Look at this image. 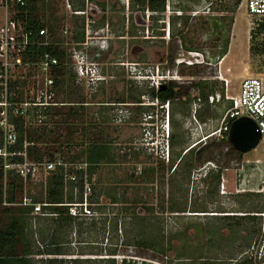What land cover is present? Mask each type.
Instances as JSON below:
<instances>
[{
    "label": "rangeland",
    "instance_id": "374dc122",
    "mask_svg": "<svg viewBox=\"0 0 264 264\" xmlns=\"http://www.w3.org/2000/svg\"><path fill=\"white\" fill-rule=\"evenodd\" d=\"M52 1L58 8V34L66 50H79L72 38L85 24V40L98 30V35L112 37L108 49L99 52L98 66L105 81L87 84L86 77L78 81L71 69L74 84L83 93L97 90L94 98H88L90 102L124 103L102 109L97 116L110 143V153L88 180L94 193L91 200L99 204L97 217L69 225L38 219V227L28 233L34 264H123V260L126 264H244L245 252L264 251V217L243 225L255 230L250 246L244 247L246 232L232 237L224 223L213 224L211 217L191 212L206 210V216L264 212V196L240 194L239 188L234 190L223 180L236 179L241 159L227 153L228 145L216 138L205 139L231 106L227 96L238 95L242 70L264 74V21L246 16L243 0L235 12L236 0H158L164 1L162 13L142 8L137 0ZM74 10L86 13L74 15ZM123 36L124 41L118 39ZM226 39L233 43L223 62L225 55L220 53ZM97 50L99 45L87 49L92 54ZM205 62L210 64L205 66L210 68L208 74L190 75L188 64L198 66L194 68L197 75ZM169 82L191 99L198 94L195 84H208L214 101L210 103L209 96L204 105L197 100L184 105L182 99L161 104L150 91ZM138 101L145 104L140 111L131 107ZM90 108L95 119L96 107ZM168 113L166 136L162 127ZM114 114L116 120H112ZM26 122L39 124L36 119ZM175 134L181 137L177 144ZM205 144L212 145L197 161V152ZM81 149L72 147L70 152ZM245 155L264 163V142ZM47 178L40 168L27 179L24 195L43 197ZM183 208L187 212H172ZM206 224L210 230L220 228L219 234L205 228ZM135 239H157L166 254L135 246Z\"/></svg>",
    "mask_w": 264,
    "mask_h": 264
},
{
    "label": "trees",
    "instance_id": "16d2710c",
    "mask_svg": "<svg viewBox=\"0 0 264 264\" xmlns=\"http://www.w3.org/2000/svg\"><path fill=\"white\" fill-rule=\"evenodd\" d=\"M25 2V7L22 8L21 19L24 20L29 27H45L50 33V46L46 48L38 47L33 51L35 55H41L47 52L58 61V65L52 69V74L55 77L53 86V92L55 94L54 102L57 105L50 106V108L43 113L44 118L37 126L28 125L25 118L10 116V121L14 126V131L17 136L16 143L11 146L10 149L14 152H25L26 158L30 162H51L57 157L65 162H85L88 165V176L90 177L95 173L96 167L101 164L104 156L110 153V143L108 139L105 138L106 132L98 128L100 124L94 121L90 112L84 108L83 103L85 101V96L81 88H78L74 84V79L72 81L70 59L65 48V41L62 40L58 34L60 19L57 16L58 8L56 7V3L52 0H25ZM137 3L141 5L142 8L149 9L152 13H162L164 10V1L137 0ZM241 3L242 0H236L232 6V12H235ZM152 19L155 18L152 17ZM82 39L83 32L74 35V38H72L74 43L80 42ZM228 47L229 39H226L220 56L226 55ZM198 88L201 89L200 86H198ZM150 95L157 101L170 103L179 93L175 91L173 83H168L165 89H161V87L156 91L152 89ZM20 99H22L21 92L18 94L17 98H12L11 100L15 101ZM204 100L207 101L206 96H204ZM33 118L34 117H30L29 120ZM76 137L79 139L78 142L76 141ZM2 139L3 135L0 129V147L2 146ZM219 143L221 145H228L226 150L227 153L234 154L241 158L242 155L229 145L227 139L219 140ZM211 145L207 146V144H205L197 152V161H201L203 152L208 147H211ZM213 145H215V143H213ZM72 147H82V149L72 154L70 152ZM191 150L192 148L186 152L189 153ZM191 159L192 156L190 160ZM10 161L22 163L23 158L13 157ZM3 165V160L0 158V264H34V261L30 259L32 252L31 246L28 243L30 213L32 208L16 205L21 202L24 196L27 179L24 180L15 174L14 171H5ZM218 176L219 174L217 177ZM76 186L80 198L83 190L82 180L78 182ZM65 187L67 190L64 189ZM31 198L34 203H47L53 205L50 207V211L58 214V218L55 219L56 222H63L67 225L72 223V218L67 215V209L59 205L74 200L73 186L65 185L60 172L55 171L50 173L45 182L43 197ZM111 201L112 203H116L114 197L111 198ZM174 209H172V212H187L186 208ZM191 212L202 213L204 217H211L209 219L213 221V224H220V222L224 223L223 227L228 230V233L232 235V237L235 233L238 234L241 231L246 232L247 235L242 238V245L244 247L250 246L255 230L254 228H244L243 225L261 217L258 215L259 213H264L256 212V216L250 215V212H243L244 215L241 216L233 214L218 216L217 214L219 213L227 212H212L214 213L213 215L206 216L209 214L206 210H195ZM205 228L210 230L207 224ZM210 231L218 235L220 228L213 227ZM206 234L210 235V232L208 231ZM136 245L152 248L155 252L162 255L166 254V251L162 248L161 241L157 239L147 241L135 239V246ZM111 262L114 263L113 260ZM122 263L126 264V260H123ZM128 264H131V262ZM132 264H136V262ZM140 264H144V262Z\"/></svg>",
    "mask_w": 264,
    "mask_h": 264
},
{
    "label": "built area",
    "instance_id": "2783aa9c",
    "mask_svg": "<svg viewBox=\"0 0 264 264\" xmlns=\"http://www.w3.org/2000/svg\"><path fill=\"white\" fill-rule=\"evenodd\" d=\"M65 1L67 2V0ZM243 2L248 18L264 21V0H243ZM25 4V0H0V129L3 135L0 158L3 160L5 171H14L24 180L35 177L40 168L47 176L51 172H60L65 185L73 186L74 200L59 206L67 209V215L73 221H91L98 215L95 207L99 204L91 200L93 189L88 181V165L85 162H65L59 157L51 162H30L27 160L25 152H14L10 149L17 140L10 116L25 119L34 117L33 119L40 123L44 118L43 113L50 106L57 105L54 102L55 77L52 74V69L58 65V61L47 52L35 55L33 51L38 47L50 46V33L45 27L27 26L26 22L21 19L22 8L25 7ZM67 7H69L68 4ZM74 14L80 15L81 12H74ZM64 33L66 34V30ZM97 44L95 40L93 45ZM67 53L71 69L77 75L78 81H82L81 79L85 77L88 78L87 84L100 81L97 67L82 55L80 50L76 48L70 50L69 48ZM20 92L22 99L12 101L11 99L17 98ZM227 100L231 102V106L225 111L219 127L212 130L205 139H227L231 123L246 117L256 124L261 136L260 141L264 142V79L246 78L242 80L238 95L227 96ZM209 101L213 103L214 97L211 96ZM165 109L168 111L167 106ZM162 128L167 136L169 132L168 114ZM13 157H22L23 162H11L10 159ZM81 180L83 190L79 198L76 185ZM64 189L67 190L66 187ZM16 205L32 208L30 229L33 228V230L38 227V219L55 220L58 218V214L50 211V207L53 205L34 203L32 198L27 195H24L21 202ZM260 216L264 217V214H260ZM251 251L245 252L244 264H264V251Z\"/></svg>",
    "mask_w": 264,
    "mask_h": 264
},
{
    "label": "flooded vegetation",
    "instance_id": "af4514ba",
    "mask_svg": "<svg viewBox=\"0 0 264 264\" xmlns=\"http://www.w3.org/2000/svg\"><path fill=\"white\" fill-rule=\"evenodd\" d=\"M87 2H89V1H94V0H86ZM83 3V2H82ZM91 3V2H90ZM81 8H83V6L81 7ZM80 8V9H81ZM148 8V7H147ZM102 9H104V6H102ZM149 10V9H148ZM74 12H81V16H84L85 15V11H83V10H74L73 11V14H74ZM75 15V14H74ZM91 15V14H90ZM80 16V17H81ZM92 16V15H91ZM85 18V17H84ZM88 18L89 17H87L86 18V20L88 21ZM90 22H92V21H90ZM86 25V28L83 30V28H82V32L84 31L85 33L87 32V29H88V24H85ZM101 30H98V31H94V32H92V34H94V35H90V37H87L86 38V40H85V38H84V34H83V39L80 41V42H77V43H74L75 44V46L76 47H78L79 48V50H80V53L82 54V55H84V56H86L87 57V59H89L90 61H92V63H95L96 65H97V70H98V75H99V78H100V81H98V83L100 82H102V81H105V79H106V77L104 76V75H102V73L100 72V68H99V64H98V60H100L101 59V57H102V54H100L99 52L100 51H103V49H108V47H109V43H110V41L112 40V37H110V36H102V35H98V34H100L99 32H100ZM128 33H126V35H127ZM133 37V36H132ZM118 39H121V40H125L126 39V37H119ZM97 41V45H93V42L94 41ZM99 45V47H100V50H97L98 51V53H97V51H96V53L93 55L92 53H88V51H87V49L88 48H92V47H95V46H98ZM181 63L182 62H180L178 65H181ZM201 63H203V62H201ZM194 63H190V64H188V66L189 67H192V70H191V72H192V74H190L191 76H196V77H198V75L199 76H203L205 73L206 74H208L207 72H208V70L210 69V68H207V67H205V66H209L210 64H208V63H206L205 62V64H204V66H201L202 67V70H200L198 73H197V75H196V73L194 72L195 71V69L194 68H198V66H194L193 65ZM197 64V63H196ZM193 77H191V79L193 80ZM202 79H206V78H202ZM99 83V84H100ZM170 83V82H169ZM168 83H164V84H161L160 85V87H161V89H165V87H166V85H167ZM205 85H208V84H205V83H203V82H198L197 84H195V89H196V91L198 92V94H197V96L196 97H194V98H190L188 95H186V94H184V95H182V93L180 92L181 91V89L180 88H177V87H175V91L176 92H178L179 93V95L174 99V100H181L182 99V101H183V104L185 105L186 103H189V105L192 103V102H194V101H196L197 100V102L199 103V105H204V103L206 104V100H204V96H206L207 97V100H208V97L210 96L209 95V93H210V90H209V87L208 86H205ZM198 86H200L201 87V89H199L198 88ZM205 86V87H204ZM98 89V88H97ZM206 90V91H205ZM96 91L97 90H94V91H91L90 93H83V95L85 96V101H84V103H83V106H84V108L86 109V110H88V112H91L90 111V107H96L95 108V110H96V112H97V115H96V117H95V119H94V121H96L98 124H101L100 123V120H99V118L97 117L98 116V114L99 113H101L102 112V109H113V108H111V107H114V106H117V105H119V102H115V103H104V102H90V101H88V98H94L96 95L95 94H93V93H96ZM201 91V92H200ZM202 93H203V95H202ZM104 95H109V93H106V94H104ZM211 97V96H210ZM178 98H180V99H178ZM173 101V100H172ZM169 102V101H168ZM159 103H161V104H165V103H162V102H160L159 101ZM132 105H135V107H137L138 109H143L142 107H145L144 105V103H142V102H140V101H138V102H133V104ZM167 105H169V103H167ZM164 106V105H163ZM162 105H161V107H163ZM98 110H99V112H98ZM114 113V112H113ZM194 113L195 114H197V111L195 110L194 111ZM90 115L91 116H93V114L92 113H90ZM116 118H117V116L114 114L113 116H112V120H116ZM168 120H169V113H168ZM102 126V125H101ZM100 125H99V129H103L102 127H101Z\"/></svg>",
    "mask_w": 264,
    "mask_h": 264
},
{
    "label": "crops",
    "instance_id": "0c3cea01",
    "mask_svg": "<svg viewBox=\"0 0 264 264\" xmlns=\"http://www.w3.org/2000/svg\"><path fill=\"white\" fill-rule=\"evenodd\" d=\"M246 41L249 42L246 37ZM232 41H230V45L228 48V53L224 56V61H226L229 57V51L231 50ZM248 50V48H247ZM223 59V58H222ZM243 75L240 80H244L246 78H259L264 79V74H254L251 70H247L246 68L242 70ZM227 81V80H226ZM240 81V82H241ZM131 105V104H130ZM135 108V105L131 106ZM135 109H138L137 107ZM139 111L142 109H138ZM97 112H95L94 116L96 117ZM151 125V124H150ZM174 143L177 144L180 140V135H174ZM261 142V141H260ZM259 145V144H258ZM241 163L239 168L236 169L237 175L236 179L228 180L223 179L225 184L229 187H232L234 190L239 188L240 194H248L254 196H264V163L260 161V159H249L245 154H241ZM263 214V213H262ZM260 216V214H258Z\"/></svg>",
    "mask_w": 264,
    "mask_h": 264
},
{
    "label": "water",
    "instance_id": "95a60500",
    "mask_svg": "<svg viewBox=\"0 0 264 264\" xmlns=\"http://www.w3.org/2000/svg\"><path fill=\"white\" fill-rule=\"evenodd\" d=\"M260 133L256 124L243 117L233 121L227 135V142L238 153L246 154L260 143Z\"/></svg>",
    "mask_w": 264,
    "mask_h": 264
},
{
    "label": "bare ground",
    "instance_id": "6f19581e",
    "mask_svg": "<svg viewBox=\"0 0 264 264\" xmlns=\"http://www.w3.org/2000/svg\"><path fill=\"white\" fill-rule=\"evenodd\" d=\"M222 61H223V62H225V61H224V58H223V60H222ZM221 64H222V63H221Z\"/></svg>",
    "mask_w": 264,
    "mask_h": 264
}]
</instances>
